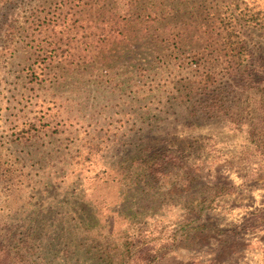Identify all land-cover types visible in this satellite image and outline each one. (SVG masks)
Instances as JSON below:
<instances>
[{
  "label": "rangeland",
  "instance_id": "rangeland-1",
  "mask_svg": "<svg viewBox=\"0 0 264 264\" xmlns=\"http://www.w3.org/2000/svg\"><path fill=\"white\" fill-rule=\"evenodd\" d=\"M220 4L9 0L0 10V162L11 169L0 214L41 216L53 264H264V153L249 136L257 127L264 138V32L244 30L251 80L227 73L211 46L203 63L218 83L177 97L206 45V8ZM150 157L156 171L135 164ZM105 176L116 179L105 187ZM84 209L97 211L94 243Z\"/></svg>",
  "mask_w": 264,
  "mask_h": 264
},
{
  "label": "trees",
  "instance_id": "trees-1",
  "mask_svg": "<svg viewBox=\"0 0 264 264\" xmlns=\"http://www.w3.org/2000/svg\"><path fill=\"white\" fill-rule=\"evenodd\" d=\"M9 0H0V10L5 8ZM135 0H131L133 2ZM223 1V4L217 6L212 5L210 8H206L208 11V19L204 22L203 26H207L204 30V35H206V45L202 48H198V51H194L193 60L191 62V71L192 76L190 79H182L177 82L176 89L179 98H183L186 94L191 96L196 93H203L208 89H211L215 86L219 77L213 66L211 64L203 63V59L206 58V51L211 46L219 45L221 50L224 52V63L227 73H234L237 69L243 70L242 73L247 75V79H252L254 75V70L247 69V60L250 57L249 50L247 47V40L244 37L245 28H257L264 32V8L250 7L247 5L244 0H220ZM213 3L218 2V0H212ZM246 4V5H245ZM140 18H148L150 21H153L154 15H139ZM1 18V17H0ZM57 19V17H56ZM54 15L44 17L42 20L41 17L36 19L39 28L50 26L54 23ZM35 22V23H36ZM55 25V24H53ZM125 23H121V31L124 29ZM112 33L111 31H109ZM176 47V46H173ZM175 52V48L172 49ZM223 56V54H220ZM192 64L194 66H192ZM226 73V74H227ZM59 80H57L58 83ZM179 85V86H178ZM250 140L255 147H258L264 153V138H262L259 128L254 127L250 131ZM262 143V144H261ZM92 147L89 151L87 157L82 158L80 161L85 163L86 160H89L94 152ZM96 153V151L94 152ZM156 158L150 157L149 159L143 160L140 162L136 161L135 164L140 165V167L149 166L153 161L150 169L156 171L154 165H157V161H154ZM11 169L7 166H4L0 162V176H6V173ZM106 172V169L103 170ZM107 179L105 182V187L110 185L112 180H115L114 177L110 180L109 177L105 176ZM152 177L154 175L152 174ZM7 185V184H6ZM221 193V192H219ZM218 192L214 193L213 198L210 200L213 202L215 196ZM209 209L212 210L216 208L213 204L208 205ZM110 214L111 209L109 207L105 208ZM89 210L84 209L82 218L79 221V225L82 227L83 231L89 236L90 240L94 243L96 241V235L98 232L101 233L96 224L92 222V215L97 214V211L88 212ZM131 211V209H130ZM103 212V210H101ZM135 213V212H134ZM89 216V217H88ZM92 219H91V218ZM131 217V214L122 212L119 214V219L126 220ZM26 218V217H25ZM25 218H23L25 220ZM43 218L37 216L23 223L15 222L3 217V214H0V264H53L58 255L51 256L47 258L46 253L44 252L45 246H43L40 241V233L37 232L38 226ZM95 227V229H94ZM107 244V243H106ZM108 245V244H107ZM103 251H109L110 247L106 245L101 246ZM118 249L122 250L123 253H129L131 247L128 245V242H120L118 244ZM51 261V262H50ZM67 263V262H65ZM56 264V263H55ZM60 264V263H59Z\"/></svg>",
  "mask_w": 264,
  "mask_h": 264
}]
</instances>
